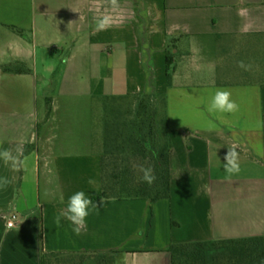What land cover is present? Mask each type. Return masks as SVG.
Wrapping results in <instances>:
<instances>
[{"label":"crops","instance_id":"crops-1","mask_svg":"<svg viewBox=\"0 0 264 264\" xmlns=\"http://www.w3.org/2000/svg\"><path fill=\"white\" fill-rule=\"evenodd\" d=\"M104 17L111 23L98 30ZM249 35L264 36V0H0V151L16 155L22 145L24 161L16 171L0 159V180L9 181L0 187V264L93 251L119 252L117 264H172L176 243L217 249L230 238L264 235V84L249 77L255 69L246 79L225 78L235 61L248 64L237 51L251 50L264 64L257 47L241 44ZM77 37L86 38L85 50ZM58 48L70 51L61 62ZM145 49L170 103L172 195L106 200V102L117 84L130 92L119 97L145 91ZM168 50L178 62L172 85L164 80ZM215 62L217 74L195 75L200 63ZM217 89L231 91L237 112L209 111ZM232 146L240 172L229 175L224 157ZM81 190L93 207L77 235L55 217Z\"/></svg>","mask_w":264,"mask_h":264},{"label":"trees","instance_id":"trees-1","mask_svg":"<svg viewBox=\"0 0 264 264\" xmlns=\"http://www.w3.org/2000/svg\"><path fill=\"white\" fill-rule=\"evenodd\" d=\"M147 54V83L145 91L134 95L126 112L124 102L130 96L108 98L104 132L103 191L106 200L145 198L155 203L172 195V146L167 117L160 121L161 103L166 107L168 98L159 94L151 50ZM174 51L168 50V79L173 83L175 72ZM111 106V109L108 108ZM167 113V111H165ZM129 150L133 156L141 155V167H152L156 180L152 185L143 181V173L126 174L119 159ZM150 156L152 157L149 162ZM113 165V167H112ZM96 199V198H95ZM172 264H264V235L230 238L217 249H208L203 242L176 243L170 248ZM119 252L93 251L46 254L43 264H117Z\"/></svg>","mask_w":264,"mask_h":264},{"label":"clouds","instance_id":"clouds-1","mask_svg":"<svg viewBox=\"0 0 264 264\" xmlns=\"http://www.w3.org/2000/svg\"><path fill=\"white\" fill-rule=\"evenodd\" d=\"M116 2L117 0H112L114 6L116 5ZM110 23V19L104 17L98 22L97 28L98 30H103L107 28ZM239 67L245 71L251 69V65L245 64L244 61L239 62ZM238 109L239 106L232 99L231 91L227 89H217L212 95L211 103L209 105L210 112L234 114ZM22 153V145H17L16 155H13V152L10 149H4L3 151H0V159H2L5 164L10 165L13 170L19 171L24 167V161L21 159ZM224 160V170L227 174L233 175L240 172L239 153L236 146L229 148ZM140 171L143 173V181L148 185H152L155 182L156 176L154 175L152 167H140ZM8 183V179L4 178L3 180H0V187H6ZM88 184L95 187L97 181L93 178H89ZM91 207H93V202L86 193L82 190L77 191L69 197L66 208L57 214L55 217V223L59 226L61 218H64L74 226L73 231L77 235H80L86 228L87 218L90 215Z\"/></svg>","mask_w":264,"mask_h":264},{"label":"rangeland","instance_id":"rangeland-1","mask_svg":"<svg viewBox=\"0 0 264 264\" xmlns=\"http://www.w3.org/2000/svg\"><path fill=\"white\" fill-rule=\"evenodd\" d=\"M169 4V3H168ZM30 37H33V36H30ZM240 38V42H241V39L244 40L243 44H247L249 43L250 45V48L255 46L257 47V52H258V55H260L259 57L264 59V36H254V35H249V36H243V37H239ZM33 39V38H32ZM85 40L86 38L85 37H77V43L79 45V48H83V46L85 45ZM2 42V41H1ZM171 42V41H170ZM204 42V41H203ZM70 44L72 47H76L75 49H77L78 47L75 46V43L73 41V39L70 41ZM176 46H177V43H175ZM179 44V43H178ZM242 44V42H241ZM85 50V48H83ZM176 51V50H175ZM174 51V52H175ZM242 51V50H241ZM56 52V55L59 56V62H61L62 60L66 59L69 55H70V51L65 49V48H58L55 50ZM75 53L79 54L80 55V52L75 50L74 51ZM244 52V51H243ZM81 53H83L81 51ZM176 55V53H174ZM263 55V57L261 56ZM237 56H239V59H246L248 60V64L251 65V69L248 70V71H245L243 69H241L239 67V65L237 64V62L235 61L234 63L236 64V67L233 68V69H230L228 70L227 74H226V79L230 80V81H237V80H241V79H246L245 77H247L245 74L247 73H251L252 71L251 70H256V73H251V75L249 76L251 78V80L253 79H257L259 80V84H264V64L262 61H259L258 63L256 62V56L255 54L252 53V51L250 50V54L249 56L247 55H243V53L240 54V51H237ZM176 57V56H175ZM175 60V59H174ZM175 64V68L177 67V59H176V62H174ZM202 64V66H200L199 69L202 70L201 74H198L197 72H195V75L197 77H200V78H205L206 76L207 77H210L211 75H213L215 72L217 74V72L219 71V67H216V62H215V68H213L212 65H209V63H200ZM156 69V68H155ZM62 71H63V68L60 67V73H59V77L62 76ZM168 72V70H167ZM123 74V73H122ZM159 74V73H158ZM158 74H157V71H156V75H157V78H158ZM122 77H125L124 74ZM164 80H169L168 79V74L165 73L164 75ZM147 81V80H146ZM164 85L166 86L167 84L166 83H160V86L161 85ZM245 85H252L251 83H244ZM90 86H92V83L89 84ZM157 85H158V80H157ZM122 86H124V89L126 90H122L121 91V86L120 84H117V90L115 92V94H113V96H117V95H128L130 92L128 91L127 88H129L128 84H122ZM167 96V95H166ZM168 98V96H167ZM133 103H136V99L135 97H130L129 99H127L126 102H124L123 104V107L122 109L123 110H120V112H126V110H128L130 108V106L133 104ZM169 99H168V102H167V105L166 107L164 106V103L162 102L161 103V114H160V121H164L166 119V113L165 111L169 112L170 108H169ZM111 104H110V107L108 108V110L111 109ZM107 151V149L105 148V146L103 147V152ZM140 157L141 155L139 154L138 156H133L129 150H126L124 153H123V156L119 159V165L122 166L123 170L126 172V174H136L139 170V172L137 173V175L141 174V171H140V167H141V163H140ZM149 162L153 161L152 160V157L150 156ZM113 167V165H112ZM118 259V258H117ZM122 261V260H121ZM120 261V264H122V262Z\"/></svg>","mask_w":264,"mask_h":264},{"label":"built area","instance_id":"built-area-1","mask_svg":"<svg viewBox=\"0 0 264 264\" xmlns=\"http://www.w3.org/2000/svg\"><path fill=\"white\" fill-rule=\"evenodd\" d=\"M17 218H18V216L16 214L10 216L9 220H8V226L11 228L15 227L17 224V222H16Z\"/></svg>","mask_w":264,"mask_h":264}]
</instances>
